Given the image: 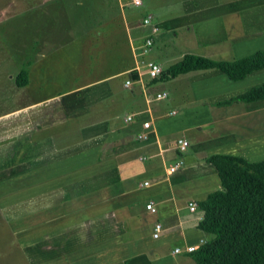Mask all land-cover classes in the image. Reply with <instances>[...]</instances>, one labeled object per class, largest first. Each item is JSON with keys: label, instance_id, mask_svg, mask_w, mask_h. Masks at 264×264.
Masks as SVG:
<instances>
[{"label": "crops", "instance_id": "1", "mask_svg": "<svg viewBox=\"0 0 264 264\" xmlns=\"http://www.w3.org/2000/svg\"><path fill=\"white\" fill-rule=\"evenodd\" d=\"M35 1L0 0V17ZM114 1L109 23L69 42L86 47L78 60L70 51L64 62L63 40L33 29L0 57V219L26 264H194L173 251L208 239L197 228L203 212L188 208L221 189L207 158L264 160V101L234 100L264 84V68L239 81L220 70L164 81L135 72L148 62L137 56L148 16L159 31L146 58L163 70L188 54L233 61L264 52V0ZM50 62L61 66L53 92L60 77L51 82ZM179 139L189 143L183 154ZM180 158L183 168L168 174Z\"/></svg>", "mask_w": 264, "mask_h": 264}, {"label": "trees", "instance_id": "2", "mask_svg": "<svg viewBox=\"0 0 264 264\" xmlns=\"http://www.w3.org/2000/svg\"><path fill=\"white\" fill-rule=\"evenodd\" d=\"M263 68L264 52L233 61L188 54L163 70L155 80L220 70L230 80L239 81ZM234 100L264 101V84ZM207 163L215 168L221 189L197 203L203 212L197 228L208 239L190 254L192 261L194 264H264V160L249 163L238 157L216 155L207 158Z\"/></svg>", "mask_w": 264, "mask_h": 264}, {"label": "rangeland", "instance_id": "3", "mask_svg": "<svg viewBox=\"0 0 264 264\" xmlns=\"http://www.w3.org/2000/svg\"><path fill=\"white\" fill-rule=\"evenodd\" d=\"M88 1H92L91 6ZM31 2H33V0H31ZM35 2L37 5L36 7L38 8H33L26 13L16 15L6 12L1 14L0 32H3L5 35L8 33L13 37L10 41H4V39L0 36V57L1 55H10V49L15 51L18 48L17 44L21 39L20 35L33 29L34 31L39 30L40 33L43 32L44 37H48V35H45L46 33L49 34L51 38L55 37V39L63 40L65 43V47H63L65 53L64 62L69 60V58L67 59V56H71L70 51L74 56V60H78L79 57L77 56V50L82 53L86 47L83 46L81 48L79 46H73V44L68 45L69 42L76 36H79L82 32L86 31L87 27L90 25H95L97 22L101 24L109 23L110 17L108 16L115 5L114 0H36ZM132 10L137 9L133 8ZM137 11L144 12L145 10L140 8ZM68 39L69 41H67ZM105 48L106 46L104 45L103 49ZM148 54L143 56L146 61L152 60L151 58L147 60L149 56ZM74 64L76 63L74 62ZM67 65H69V63H67ZM50 67V75L57 74L54 78H51V82L56 77H60L58 83L50 84V92H53L55 88L61 87V66H59L56 62H50ZM166 67L167 65L164 66V68ZM67 68L63 66L64 71H68ZM2 92L3 90L0 88V96ZM45 94L50 95L51 93ZM8 95L9 94L7 93L6 96ZM0 264H26L22 260L17 240L9 236V233L7 232L1 219Z\"/></svg>", "mask_w": 264, "mask_h": 264}, {"label": "built area", "instance_id": "4", "mask_svg": "<svg viewBox=\"0 0 264 264\" xmlns=\"http://www.w3.org/2000/svg\"><path fill=\"white\" fill-rule=\"evenodd\" d=\"M127 5H131L133 7H137V6H140L141 5V0H130V2L126 3ZM142 27H145V28H149L150 29V34L145 38L143 39L141 45L137 48L138 52H137V56L139 57H143L145 56L146 54H148L152 47H153V44H154V36L158 33L159 29L158 27H156L154 24H153V21H152V17L148 16L146 18L143 19L142 21ZM140 63V62H139ZM135 72L137 73V75L139 77L141 76H147L149 79L151 80H155V79H158L160 77V75L162 74L163 72V68L154 63V62H141L136 68H135ZM133 81L130 80V79H127L125 81V87L126 88H131L133 86ZM167 98V94L166 93H161L159 95H156V100L157 101H160V100H164ZM134 116L135 115H128L126 118H125V123H131L133 122L134 120ZM150 125L148 122H144L142 124V128H143V131L140 132L139 134H137V139L140 140V141H145L148 139V129H149ZM189 147V143L185 140V139H179L177 140V143H176V149L178 152L180 153H185L187 151ZM184 166V161L183 159H178L173 165H171L167 172L168 174H172V173H175L177 172L179 169H182ZM189 211L191 212H194L198 206L195 204V203H190L189 206ZM146 209L149 213L151 214H155L157 212L156 210V205L154 202H149L147 205H146ZM162 231V225L161 224H156L155 227H154V233L152 235V237L154 239L158 238L160 233ZM206 242L204 240H201L200 243H199V246H186L184 249H175L173 251V254H182V253H188V254H191L193 252H195L199 247H201L202 245H204Z\"/></svg>", "mask_w": 264, "mask_h": 264}]
</instances>
